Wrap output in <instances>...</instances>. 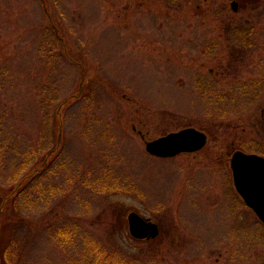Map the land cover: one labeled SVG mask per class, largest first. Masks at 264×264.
Segmentation results:
<instances>
[{"label":"rangeland","instance_id":"rangeland-1","mask_svg":"<svg viewBox=\"0 0 264 264\" xmlns=\"http://www.w3.org/2000/svg\"><path fill=\"white\" fill-rule=\"evenodd\" d=\"M191 127L201 151L147 152ZM53 149L0 213V264H86L93 243L135 264H264L231 164L264 156V0H0V195ZM131 212L158 235L133 238Z\"/></svg>","mask_w":264,"mask_h":264},{"label":"water","instance_id":"water-1","mask_svg":"<svg viewBox=\"0 0 264 264\" xmlns=\"http://www.w3.org/2000/svg\"><path fill=\"white\" fill-rule=\"evenodd\" d=\"M207 135L196 128H186L146 143L147 152L158 158H173L184 153L202 150ZM234 183L245 203L264 223V157L236 152L232 160ZM129 232L139 240L154 238L158 227L136 212L128 216Z\"/></svg>","mask_w":264,"mask_h":264},{"label":"trees","instance_id":"trees-1","mask_svg":"<svg viewBox=\"0 0 264 264\" xmlns=\"http://www.w3.org/2000/svg\"><path fill=\"white\" fill-rule=\"evenodd\" d=\"M45 4V2H44ZM45 8V12L44 14L47 16L48 13L46 10V6L44 5ZM65 102L58 108L57 110V115H61V109H63L65 107ZM59 115V117H60ZM58 128H59V132H62V121H59L58 124ZM55 149L50 150L48 152L45 153L44 158H42L39 162H37V164L34 165V167L32 169L28 170V164L24 163V167L21 168V178L17 181V184L15 186H13L10 190V192L6 193L5 195H0V200H1V207H0V213L3 212L4 210L7 208V204L9 201H13L14 198L18 197V192H20V190L25 187V185L32 179H34V177H36L37 175H39L40 173H43L46 169V165L48 163V160L50 158L53 157V152ZM63 238L68 237V233L67 232H60V235ZM92 246L89 248L90 251L89 253H87L85 255L84 258V262L86 264H135L134 262L130 263L129 261L126 260H122V257H120L118 254L117 256L114 253L111 252H107L106 249H104L103 247H101L99 244L97 243H93L91 244Z\"/></svg>","mask_w":264,"mask_h":264},{"label":"flooded vegetation","instance_id":"flooded-vegetation-1","mask_svg":"<svg viewBox=\"0 0 264 264\" xmlns=\"http://www.w3.org/2000/svg\"><path fill=\"white\" fill-rule=\"evenodd\" d=\"M248 1H252V0H248ZM238 6H236V8H237ZM235 155V154H234ZM234 155L232 156V158H231V162H232V160H233V157H234Z\"/></svg>","mask_w":264,"mask_h":264}]
</instances>
